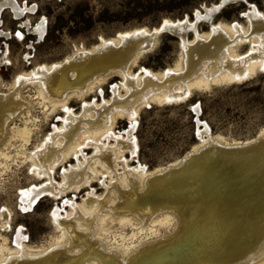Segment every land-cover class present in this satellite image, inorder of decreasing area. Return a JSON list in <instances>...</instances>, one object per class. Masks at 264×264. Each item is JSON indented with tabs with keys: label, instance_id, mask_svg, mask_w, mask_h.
I'll list each match as a JSON object with an SVG mask.
<instances>
[{
	"label": "bare ground",
	"instance_id": "6f19581e",
	"mask_svg": "<svg viewBox=\"0 0 264 264\" xmlns=\"http://www.w3.org/2000/svg\"><path fill=\"white\" fill-rule=\"evenodd\" d=\"M225 1L196 8L194 18L188 14L177 19L164 18L158 26L136 28L102 39L96 52L80 50L62 62L37 65L18 74L8 92L0 91V146L19 139L21 148L17 153H26L33 126L37 124L31 118L37 103L47 107L49 102L52 110L60 105L66 111L62 126L54 127L27 155L35 174L47 178L44 184L21 190L29 207L44 195L59 196L70 188L79 189L90 183L96 176L94 164L107 162L110 172L117 176L102 199L94 201L93 192L88 193L83 208L92 209V214H86L77 205L70 216L61 215L57 209L52 211L64 241L58 240L43 251H32L25 248L19 232L15 248L0 243V264H264V135L240 144L223 143L220 136L203 138L202 144L194 145L178 162L146 176L125 169V177L118 178L113 162L124 148L136 152L133 132L143 102L177 101L194 87L240 81L257 68H264V13L250 12L251 28L246 38L256 34L258 43L253 42L252 53L247 57L236 58L227 42L233 45L239 40L240 36L233 38L231 34L239 31L241 25L237 21L212 20V13ZM5 6L11 7L17 16L28 8H21L17 0H0V10ZM201 23H209L214 34L188 42L191 32L196 37L207 33L200 32ZM43 26L44 21L37 25L40 33ZM165 31L184 43L183 61L167 71L144 67L143 77L133 75L128 56L134 49L153 46L157 35ZM114 62L120 63L118 70L125 78L126 94L120 95L114 89L110 102L100 106L86 103L82 114H74L67 106L68 100L74 95L82 96L97 82L96 74L116 65ZM28 82L36 86V96L22 93ZM123 108L131 122L124 139L112 131L115 115L122 113ZM20 114L26 119L12 127L10 133V121ZM111 138H115V143H104V139ZM84 144L94 146V155L83 156L84 162L77 157V167L65 170L64 181L56 182L55 168L71 153L81 152ZM1 156L6 163L11 157L4 147L0 149ZM122 163L126 166L125 158ZM138 184L143 191H137ZM111 198L117 199L112 201L113 206L109 205ZM110 212L121 223L135 219L141 225L140 230L148 234L157 232L158 225L170 224L174 218L175 227L170 233L132 249L120 248L105 243L99 236L100 228L106 230V216ZM3 215L8 216V212Z\"/></svg>",
	"mask_w": 264,
	"mask_h": 264
},
{
	"label": "rangeland",
	"instance_id": "374dc122",
	"mask_svg": "<svg viewBox=\"0 0 264 264\" xmlns=\"http://www.w3.org/2000/svg\"><path fill=\"white\" fill-rule=\"evenodd\" d=\"M216 1L17 0L21 8L28 7L20 16L9 6L0 10V91L8 92L18 74L29 72L37 65L62 62L80 50L96 52L103 43L102 39H111L136 28L158 26L164 18L177 19L186 14L192 15L196 8ZM32 5H35V10H30ZM253 10L263 14L264 0L231 2L214 18V21H237L241 25L239 31L231 34L233 38L240 36L238 42H233V45L229 44L231 41L227 42L230 50L234 49L230 51L231 55L236 58L247 57L252 53L253 42L258 43L256 34L246 38L250 33V12ZM41 21H44L43 33L37 30ZM199 29L207 33L196 37L191 32L188 42L209 38L214 34L209 23H201ZM17 32L20 36L16 35ZM184 47V43L171 32H161L153 46L131 52L127 58L130 59V72L140 78L146 73L144 67L162 72L173 69L178 62L183 61ZM114 63L116 65L101 71L103 75L100 72L96 74L97 82L91 84V88L82 96L74 95L68 100L67 106L74 114H82L86 103L100 106L103 102H110L114 89L120 95L126 94L125 78L118 70L120 63ZM24 86L23 94L36 96L34 84L28 82ZM47 104L49 106L45 107L37 103L32 110L31 118H35L37 124L33 126L35 130L26 146L25 155L17 153L21 148L19 139H13L10 145L0 146V149L4 147L11 155L7 163L0 157V243L12 248L16 247L19 232L25 248L32 251H43L58 240L64 241L65 236H61L62 230L56 225L52 211L57 209L61 215L70 216L74 213L73 206L77 205L86 214H92V209L87 211L83 208L88 193L93 192L94 201L102 199L107 194L108 185L117 179L110 172L107 162L104 165L92 164L96 176L90 183L83 184L79 189L70 188L59 196L44 195L29 207L22 199L21 190L44 184L47 178L35 174L27 155L54 127L62 126V118L66 114L62 106L52 110V104ZM123 112H126L124 108L122 113L115 115L112 130L114 135L122 139L127 137L126 129L131 125L128 115ZM93 114L91 111L90 116ZM24 119L20 114L14 121L11 120L8 131L11 133L12 127L22 124ZM135 124L133 135L136 136V152L124 148L122 154L117 153L116 158H113L118 178L122 175L125 177V169L146 176L157 168L176 163L194 145L202 144L203 138L209 136H220L223 143L233 144L253 140L264 135V68H257L254 74L240 81L213 84L207 88L194 87L185 98L177 101L143 102L136 114ZM108 141L111 145L115 143V138L104 139V143ZM95 151L92 144H84L82 153H71L55 168V181L62 183L64 171L71 166L77 167V157L84 162L83 156L91 157ZM123 158L127 162L126 166L122 163ZM137 189L138 192L143 191L140 184ZM115 200L111 198L109 205L113 206ZM5 212H8V216L3 215ZM106 217V230L100 228L99 236L105 243L120 248L128 246L132 249L142 242L170 233L175 227L174 218L170 224H160L157 232L148 234V231L140 230L141 225L135 219L121 223L112 218L111 212Z\"/></svg>",
	"mask_w": 264,
	"mask_h": 264
},
{
	"label": "water",
	"instance_id": "95a60500",
	"mask_svg": "<svg viewBox=\"0 0 264 264\" xmlns=\"http://www.w3.org/2000/svg\"><path fill=\"white\" fill-rule=\"evenodd\" d=\"M230 2H234V0H226L224 3L220 4L217 10L212 13V20L216 17V15L220 12V10H222V8L225 7L226 5L230 4ZM188 17L194 18L195 12L193 11L192 15L188 14ZM200 21L201 19H199L197 23H199Z\"/></svg>",
	"mask_w": 264,
	"mask_h": 264
},
{
	"label": "snow or ice",
	"instance_id": "6c2138e0",
	"mask_svg": "<svg viewBox=\"0 0 264 264\" xmlns=\"http://www.w3.org/2000/svg\"><path fill=\"white\" fill-rule=\"evenodd\" d=\"M30 10H35V5H33L32 8H31ZM0 35H2V33H0ZM16 35H17V36H20V33L17 32Z\"/></svg>",
	"mask_w": 264,
	"mask_h": 264
}]
</instances>
